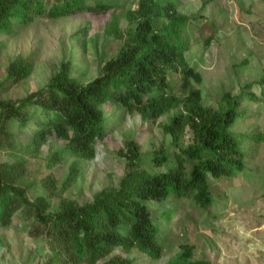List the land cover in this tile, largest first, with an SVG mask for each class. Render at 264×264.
<instances>
[{
  "label": "trees",
  "instance_id": "trees-1",
  "mask_svg": "<svg viewBox=\"0 0 264 264\" xmlns=\"http://www.w3.org/2000/svg\"><path fill=\"white\" fill-rule=\"evenodd\" d=\"M0 0V32L15 33L37 17L56 19L73 13H104L121 8L119 0ZM46 13L45 15H43ZM128 26L112 33L121 46L101 67L99 78L81 84L71 77V62L60 63L46 86L16 101L0 100V151L6 150L13 163L0 162V224L10 226L17 213L29 223L28 235L46 241L49 256L41 264H131L135 250L150 259L162 254L161 220L169 221L175 203L157 215L149 204L169 198L193 199L207 208L212 202L208 177L222 180L241 174L245 168L247 140L262 141V135L230 131L244 111V98L258 102L252 92L231 96L224 93L217 108L205 106L202 93L191 82L201 83L197 64L188 60L190 18L176 9L173 0H138L137 9L125 12ZM116 22V17L114 18ZM211 38L204 40L209 46ZM1 49V43H0ZM6 78L20 83L32 65L18 57L7 66ZM172 78L180 81L179 92ZM264 84V78L259 82ZM250 86V85H249ZM0 84V90H1ZM264 95V89L261 90ZM104 104L137 112L141 119L157 124L171 140L170 149L140 153L132 138L119 150L124 162L122 177L114 187H105L88 203L56 195L55 179H41L44 195L27 196L19 185L27 174L23 154L40 153L52 136L64 142L50 151L46 164L62 163L64 155L91 160L95 144L105 138ZM169 116L168 122H159ZM247 117V116H246ZM15 121L22 130L34 123L25 142L10 132ZM189 131L190 143L181 144ZM241 140L245 141L244 148ZM62 191L68 188L74 167ZM118 251L117 253H114ZM166 264H211L196 258L194 246L181 243Z\"/></svg>",
  "mask_w": 264,
  "mask_h": 264
},
{
  "label": "rangeland",
  "instance_id": "rangeland-1",
  "mask_svg": "<svg viewBox=\"0 0 264 264\" xmlns=\"http://www.w3.org/2000/svg\"><path fill=\"white\" fill-rule=\"evenodd\" d=\"M205 1L182 0L179 6L181 13L193 16L190 20L194 25L189 34L195 39L188 41L191 43L188 57L198 65L202 81H192L191 86L201 91L203 104L214 109L224 93L231 96L254 93L259 101L247 98L241 101L239 110L247 117L241 115L230 131L264 137V95L261 92L264 84H259L264 78V0H225L210 6L209 3L203 5ZM137 2L119 0L121 8L108 12L40 19L15 28V33L0 32V100L16 101L43 88L60 63L71 62V77L81 84L99 78L103 64L121 46L119 38L112 33L113 28L125 30L128 26L125 12L135 10ZM208 38L211 43L206 47L204 40ZM18 57L26 59L32 71L28 78L14 83L6 78V69ZM172 81L174 90L179 92L180 81L176 78ZM102 110L107 134L96 142L91 160L65 154L62 163L48 167L46 160L50 151L64 145L54 136L39 154L29 151L22 155L28 160L27 174L19 180V185L29 187L30 199L45 194L40 182L50 174L56 187L52 210L57 209L60 196L88 203L96 192L116 186L122 177L124 162L119 150L124 149L125 140L136 141L142 154L170 146L171 140L160 126L141 119L137 112L113 104H104ZM168 118L162 117L158 123L168 122ZM33 129L31 122L22 130L15 121L9 124L10 132L21 142L27 141ZM188 143L189 131L181 144ZM241 143L244 148L245 141ZM247 143L245 168L241 174L217 181L208 177L213 198L207 208L198 206L191 198L171 197L164 203L149 204L154 215L170 209L173 203L176 209L169 221L161 220L164 234L160 240V258L150 259L134 250L128 256L131 264H166L181 243L192 244L195 257L211 264H264V138L258 143L252 140ZM5 151H0V162L13 163L14 158ZM74 167L77 174L62 191L63 182L68 180ZM28 231L29 223L18 213L10 226L0 224V264H41L47 259L46 241L30 237Z\"/></svg>",
  "mask_w": 264,
  "mask_h": 264
},
{
  "label": "clouds",
  "instance_id": "clouds-1",
  "mask_svg": "<svg viewBox=\"0 0 264 264\" xmlns=\"http://www.w3.org/2000/svg\"><path fill=\"white\" fill-rule=\"evenodd\" d=\"M174 2H175V4H176V9L180 12V10H179V6L181 5V2H182V0H173ZM138 3V2H137ZM203 5H206V3H203ZM136 9H137V6H136ZM181 13V12H180ZM46 13H44L43 15H45ZM182 14H184V15H186V16H188L189 18H192L193 16L192 15H187L186 13H182ZM40 19H47L46 17H37L35 20H40ZM34 20V21H35ZM33 21V22H34ZM33 22H31V23H33ZM30 23V24H31ZM192 23V20H189V22L187 23V30H186V36L187 37H189L190 39L192 38V39H195V38H193V34L192 33H190L189 34V29H192V26L191 25H194L193 23ZM211 43V42H210ZM210 43H209V45H210ZM190 45H191V43H190ZM207 47V46H206ZM190 50H191V47H190V49H189V53H190ZM189 53H188V55H189ZM188 60H189V62L190 63H193V62H191V60H190V58L188 57ZM198 66V65H197ZM172 80H173V78H172ZM103 106V105H102ZM102 106L100 107L101 109H102ZM236 134H240V133H236ZM245 134V133H244ZM177 252V251H176Z\"/></svg>",
  "mask_w": 264,
  "mask_h": 264
},
{
  "label": "crops",
  "instance_id": "crops-1",
  "mask_svg": "<svg viewBox=\"0 0 264 264\" xmlns=\"http://www.w3.org/2000/svg\"><path fill=\"white\" fill-rule=\"evenodd\" d=\"M218 1H220V2L222 3V1H225V0H206L205 3H206V5H207V3H209V6H210V5L214 4V3L217 4ZM227 3H228V2H227ZM206 5H205V6H206ZM218 5H219V3H218Z\"/></svg>",
  "mask_w": 264,
  "mask_h": 264
}]
</instances>
